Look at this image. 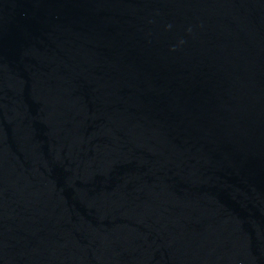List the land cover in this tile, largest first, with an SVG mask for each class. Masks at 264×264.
Masks as SVG:
<instances>
[{
    "label": "water",
    "instance_id": "water-1",
    "mask_svg": "<svg viewBox=\"0 0 264 264\" xmlns=\"http://www.w3.org/2000/svg\"><path fill=\"white\" fill-rule=\"evenodd\" d=\"M0 264H264V0H0Z\"/></svg>",
    "mask_w": 264,
    "mask_h": 264
}]
</instances>
